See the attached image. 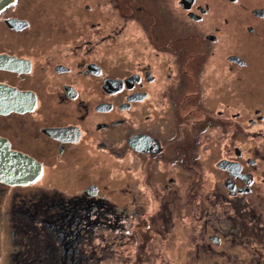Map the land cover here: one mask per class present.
I'll list each match as a JSON object with an SVG mask.
<instances>
[{
	"label": "flooded vegetation",
	"instance_id": "flooded-vegetation-1",
	"mask_svg": "<svg viewBox=\"0 0 264 264\" xmlns=\"http://www.w3.org/2000/svg\"><path fill=\"white\" fill-rule=\"evenodd\" d=\"M261 122L264 0H0V139L42 166L34 182L0 181V191L44 178L41 191L59 195L47 206L75 223L70 240L84 219L93 223L86 214L116 208L102 193L114 160L125 163V180L140 171L159 186L148 199L131 181L134 208H158L171 226L189 210L197 255L216 254L212 244L246 233L220 214L237 221L246 211L262 225Z\"/></svg>",
	"mask_w": 264,
	"mask_h": 264
},
{
	"label": "rangeland",
	"instance_id": "rangeland-1",
	"mask_svg": "<svg viewBox=\"0 0 264 264\" xmlns=\"http://www.w3.org/2000/svg\"><path fill=\"white\" fill-rule=\"evenodd\" d=\"M240 87H236L231 83L226 84L225 89L229 90L233 87L243 89L246 94H255L254 85L253 86H243L238 83ZM251 85V84H250ZM231 99L234 94L227 95ZM234 103H230V105ZM241 105H244L240 103ZM255 107V106H254ZM246 107H243V110ZM231 111H236L235 108H231ZM251 114L245 115L254 116L252 110ZM246 124V123H245ZM264 122H261L260 129V139L257 141L261 150L264 151ZM247 125V124H246ZM215 128V126H213ZM234 127H229L228 132L234 131L237 133ZM214 131V130H213ZM247 131V130H246ZM239 135V134H238ZM240 140L248 143L247 137L244 135H239ZM214 138L212 139V141ZM256 143L252 142L251 147H255ZM247 146V147H248ZM218 153V152H217ZM199 154H205V161L209 163L208 160V151L202 152L199 151ZM264 154V152H262ZM199 160L195 162V167H201ZM200 164V165H199ZM261 164H264V161H261ZM213 166V165H212ZM125 163L124 162H115L114 160H108L105 162V168L103 170L104 184L109 186L107 192H102L107 196L112 202H116L115 209L101 210L102 214L98 217L92 215L89 216L90 221L93 223L89 226L81 225L79 232L77 231L79 244L77 245L79 250L84 253L85 259L79 264H264V231L259 233V229L264 228V213L262 216V225L254 224L251 220L248 219V216L244 212V217L233 221L227 217H232L234 211H229L228 214H220L222 222L225 224L226 220L229 225H237L241 230L246 233H236L232 234L231 237L225 236L222 238L221 242L218 244H212V247L216 254L214 253L210 257L198 256L196 249L197 245L202 242L196 241L200 236V231H194V228H191L193 223L192 219L197 217V215H190L189 210H180V212H175L177 219L173 220L174 225H167L164 222L163 217L160 216V212L157 209H137L133 207L132 196L139 197L138 193H133L131 196L129 192H125V189L131 185V181L139 179L143 182L140 184V188L145 189L144 193L146 198H151L154 196L155 188L157 186L155 180L150 181L146 178L145 174L142 172L135 176L134 179H124L125 176ZM257 173L264 176V168L260 167ZM142 176V177H141ZM146 181V183L144 182ZM128 182V183H127ZM8 184V183H7ZM11 185V184H10ZM50 185L45 181L44 178L31 184L27 187H15L13 190L2 189L0 191V264H19L20 258H30L33 254H37V251L43 253V255H48L45 250L42 249V245L37 243L43 236H45L46 241L50 246L52 253L64 254L65 246L60 244V238H64L60 235L57 236L53 234L55 231H52L54 227V221L51 222L53 216L43 220L40 218L36 219L37 223L33 224L39 231L42 232V238L35 241L30 239L26 245L22 246L25 241L22 238H19L21 242L18 245V242L14 243L11 223L14 216V210L18 212L16 205L21 207L29 208L27 204H35L31 206L26 211L20 212V214L15 218L18 221L21 214L27 212L28 215H38L41 211L46 210L51 211L50 209H60L59 207H48L49 201L51 198L56 197L58 194L46 193L41 191L46 186ZM153 186V187H152ZM260 196H264L263 186H260ZM177 189L176 186L171 188V192L174 193V190ZM125 193V194H124ZM158 193V192H155ZM168 195L169 192H163ZM64 197H72L77 195L76 193H66L62 194ZM59 196V195H58ZM57 198V197H56ZM140 200L148 202L149 200ZM188 202V196H186ZM246 200L250 201L249 195ZM257 200L256 202H258ZM150 202V201H149ZM154 202V201H153ZM149 205L154 206L155 203H149ZM20 207V208H21ZM126 207V208H125ZM60 211V210H59ZM96 211V210H95ZM17 212L15 213L17 215ZM53 212V211H52ZM91 212H94L92 210ZM242 212V211H238ZM259 213V211H257ZM237 216L238 213L235 211ZM130 216L126 217L125 215ZM213 216L215 217V213ZM28 215H25L22 218L25 221L28 218ZM116 215V219L114 217ZM174 217V216H173ZM213 217V218H214ZM71 217H67L71 221ZM192 218V219H191ZM86 219L83 221L85 222ZM251 221V222H250ZM167 223V222H166ZM258 228V229H255ZM69 231H71L69 229ZM46 233V235H45ZM214 229L209 228L208 232L205 234V237L208 234H214ZM53 235V236H52ZM203 236V235H202ZM51 237V239H49ZM67 239L69 236L66 235ZM53 239V240H52ZM25 243V242H24ZM42 244V242H41ZM32 245H36L34 249L30 251ZM228 250L226 255H221L223 251ZM30 251V252H28ZM18 253H21L18 257L16 256V262L13 263L12 256L14 257ZM41 261L33 264H56L55 260H50L39 257Z\"/></svg>",
	"mask_w": 264,
	"mask_h": 264
},
{
	"label": "trees",
	"instance_id": "trees-1",
	"mask_svg": "<svg viewBox=\"0 0 264 264\" xmlns=\"http://www.w3.org/2000/svg\"><path fill=\"white\" fill-rule=\"evenodd\" d=\"M29 206V208L33 205L35 206V204H32V202L30 204H27ZM18 208V212L16 211V209L14 210V216L12 219V223H11V228H12V237L14 239V243L19 241V238L24 239L25 243L23 242L22 246L26 245L27 242L30 239H34L35 241L41 239L40 241H38L37 243H39L40 245H42V249L45 250V253L47 252L48 254H50V256L48 255H43L42 252L37 251V254H33L30 258L26 259V258H20L19 262L17 259V262L19 264H33V263H37L39 261H41L39 259V257L41 258H45V259H49L50 260H55L56 264H79L80 262H82L85 259V255L84 253H82L79 248H78V244H79V240H70L65 238L67 233H69V229L74 228L75 227V223L69 221L67 219V217L63 216L61 211H59L60 209H50L51 211H47L43 210L41 211L38 215H34L33 211H32V215H28L27 212L25 213V215H28V218L23 221L22 218H24V214L20 215V219L18 221H16V217L20 214V212L22 211H26L29 208H23L20 205H16ZM21 207V208H20ZM35 208H37L35 206ZM32 209V208H30ZM53 211V212H52ZM17 212V215L15 214ZM54 217L51 219V221H49V223L53 222L54 220V227L52 228V231H55L53 234H56L57 236L60 235L64 238H60V244L63 246L69 245L71 246L70 249H66L65 248V252L64 254H55L51 252V248L48 244V242L46 241V238L44 235H42V232L39 231L36 227H33V225L30 223L31 219H35V222L37 223L36 219L39 220L40 218H42L43 220L50 218V217ZM28 221V224L26 225V222ZM52 223L49 225L51 226ZM84 226H89L88 220H85V223L83 224ZM42 235V236H40ZM46 235V233H45ZM53 236V235H52ZM79 238V237H78ZM42 242V244H41ZM21 242L19 241L18 245H20ZM36 247V245H32L30 248V251L32 249H34ZM28 251V252H30ZM19 255H21V253H18L17 255H15L14 257L12 256V261L13 263H17L15 260L16 256L18 257Z\"/></svg>",
	"mask_w": 264,
	"mask_h": 264
},
{
	"label": "water",
	"instance_id": "water-1",
	"mask_svg": "<svg viewBox=\"0 0 264 264\" xmlns=\"http://www.w3.org/2000/svg\"><path fill=\"white\" fill-rule=\"evenodd\" d=\"M9 0H5L7 4ZM42 166L33 158L10 149L7 141L0 139V181L11 185L33 182L40 174Z\"/></svg>",
	"mask_w": 264,
	"mask_h": 264
},
{
	"label": "clouds",
	"instance_id": "clouds-1",
	"mask_svg": "<svg viewBox=\"0 0 264 264\" xmlns=\"http://www.w3.org/2000/svg\"><path fill=\"white\" fill-rule=\"evenodd\" d=\"M40 173H41V172H40ZM39 175H40V174H39ZM38 177H39V176H38ZM38 177H37V178H38ZM37 178H36L35 180H37ZM35 180H34V181H35ZM34 181H33V182H34ZM30 183H32V182H30ZM30 183H28V184H30Z\"/></svg>",
	"mask_w": 264,
	"mask_h": 264
}]
</instances>
